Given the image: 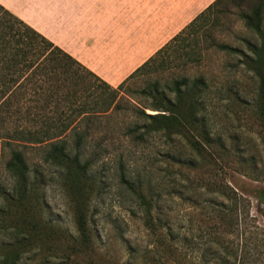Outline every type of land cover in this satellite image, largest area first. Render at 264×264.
Here are the masks:
<instances>
[{"label": "rangeland", "instance_id": "374dc122", "mask_svg": "<svg viewBox=\"0 0 264 264\" xmlns=\"http://www.w3.org/2000/svg\"><path fill=\"white\" fill-rule=\"evenodd\" d=\"M182 3L186 0H0L1 5L51 42L55 18L67 16L75 22L78 17L118 19L117 23L90 26L101 28L107 40L116 35L128 43L137 27L133 19L139 11L152 14L166 6L168 12L176 13ZM257 3L258 0H220L208 13L202 36L162 53L124 85L117 112L83 117L77 113L83 108H79V102L67 107L60 104L59 110L51 107L54 112H45L59 125L68 126V131L79 127L88 133L82 152L84 160L91 163L88 174L94 180L86 200L89 239L80 241L71 194L59 170L43 162L41 150L29 148L26 161L32 191L21 204L13 199V180L0 165V183L9 187V196H13L0 210V242L28 240L18 264H129L130 259L133 264H219L203 260L201 247L183 241L172 243L164 229L160 236L151 235L142 225L133 197L120 181L123 172L127 178L140 176L148 180L152 192L161 197L159 206L182 226L180 234L191 233L199 240L209 233L219 235L225 228V242L237 236L231 228L220 226L209 213L210 208H195L186 199L195 189L207 190L205 197L216 204L227 203L218 195L222 190L242 193L245 202L237 205L242 212V227L264 229V205L254 197L256 190L264 189V124L257 106L260 84L257 76L241 64L239 56L212 46L213 42L224 43L246 50L245 41L257 43L255 34L240 17ZM178 27L163 46L182 30L177 32ZM183 77H201L207 85L195 122L167 140L151 135L140 143L127 137L124 130L130 122L129 110L142 100V89L153 81L165 85ZM98 96L86 95L81 101L87 100L84 106L92 110ZM101 107L98 104L93 110ZM67 141L74 144L72 134Z\"/></svg>", "mask_w": 264, "mask_h": 264}, {"label": "trees", "instance_id": "16d2710c", "mask_svg": "<svg viewBox=\"0 0 264 264\" xmlns=\"http://www.w3.org/2000/svg\"><path fill=\"white\" fill-rule=\"evenodd\" d=\"M219 1L216 0L197 15L115 88L0 4V165L13 180V199L21 204L30 196L32 183L26 151L29 148L41 150L43 162L56 167L60 179L68 186L80 241L87 242L86 200L94 186V180L88 174L91 163L88 159L84 160L82 152L88 133L79 127L68 131V126L59 125L58 120L47 116L45 112L59 110L60 104L67 107L74 102H79V108L83 105L77 112L83 117L97 118L98 114L117 112L122 99L119 95L124 85L149 67L162 53L202 36L207 15ZM240 17L245 26L253 31L258 42L245 41L246 50L224 43L213 42L212 46L218 51L239 56L241 64L257 76L260 84L257 106L264 124L262 0H258L249 13L242 12ZM91 80L92 85L89 86ZM206 88V82L201 77H183L165 85L159 81L148 83L141 91L142 100L129 110L130 122L125 127V135L144 143L151 135L167 140L171 134L180 133L186 125L195 122ZM95 94L99 95L97 102L92 110H88L84 106L87 100L81 99ZM98 104L103 107L93 110ZM72 112L75 113L74 110ZM70 134L74 138L73 145L67 141ZM120 181L133 197L141 213L142 225L151 235L160 236L161 229H164L166 238L172 243L183 241L195 248L201 247L200 257L203 260L212 259L219 264H264V229L259 226H248L249 229L242 227V212L237 207L239 202H245L242 193L231 189L228 193L222 190L218 195L227 203L218 204L205 197L207 190L195 189L189 194L186 199L192 201L195 208H210L209 213L218 219L220 226L231 228L232 233L237 235L233 240L225 242L223 234L227 230L223 228L219 235L207 233L208 237L198 240L191 233L180 234L182 226L175 222L166 208L159 206L161 197L152 192L148 180L140 176L127 178L123 172ZM12 197L9 196V187L4 188L0 183V210L9 204ZM254 197L264 205V189L256 190ZM27 246L28 240L25 238L0 242V264H18ZM131 260L129 264H133Z\"/></svg>", "mask_w": 264, "mask_h": 264}, {"label": "crops", "instance_id": "0c3cea01", "mask_svg": "<svg viewBox=\"0 0 264 264\" xmlns=\"http://www.w3.org/2000/svg\"><path fill=\"white\" fill-rule=\"evenodd\" d=\"M212 2L186 0L176 13L168 12L166 6L152 14L139 11L133 19L137 27L133 29V36L129 35L128 43L116 35L115 39L107 40L101 28L90 26L93 23L109 24V21L117 23L118 19L78 17L75 22L72 17L58 16L55 18L53 42L108 85L117 87L175 34L172 32L175 27L179 25L178 32Z\"/></svg>", "mask_w": 264, "mask_h": 264}]
</instances>
